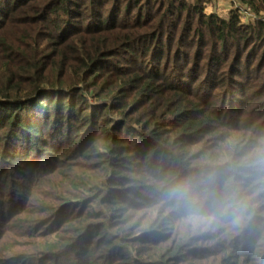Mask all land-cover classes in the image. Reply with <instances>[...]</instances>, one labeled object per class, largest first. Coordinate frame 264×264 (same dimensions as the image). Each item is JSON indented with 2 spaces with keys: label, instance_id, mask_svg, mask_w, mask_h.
<instances>
[{
  "label": "trees",
  "instance_id": "obj_1",
  "mask_svg": "<svg viewBox=\"0 0 264 264\" xmlns=\"http://www.w3.org/2000/svg\"><path fill=\"white\" fill-rule=\"evenodd\" d=\"M203 2L0 0V175L9 182L0 184V215L5 211L14 216L20 205L27 215L23 222L37 227L29 235L38 238L36 245L19 255L24 264H174L184 251L181 241L171 246L154 243L143 255L136 248L138 256L131 253L133 244L148 243L149 236L123 228L120 201L129 192L112 185L131 171L123 155L131 141L135 137V143L141 142L136 155L146 175L155 179L158 174L172 179L224 152L239 159L264 143V119L250 117L264 116V99L253 108L254 103L248 104L264 91V23L244 25L237 12L226 20L204 14ZM240 2L264 15V0ZM121 53L131 61H148L151 55L154 60L141 67L143 75L115 90L112 103L92 104L89 96L99 97L93 89L100 70ZM128 69L132 67L119 70ZM134 81L141 84L134 86L138 99L129 106L124 93ZM158 92L168 96L167 102L173 100L164 110L179 125L177 134V128H158L160 118L146 119L141 126L129 119L139 100L149 96L148 101H155ZM226 103L237 119L225 114ZM84 128L88 148L82 141L68 150L81 151L82 157L99 156L106 167L99 181L74 172L71 165L60 170L67 160L49 155L66 148V142L76 143ZM189 137H197V144H185ZM200 142L195 152H187ZM46 179L48 202L32 210L28 190ZM262 184H251L247 177L240 185L241 196ZM11 190L17 193L8 195ZM19 195L26 197L27 205ZM248 205L247 222L230 228V244L222 251L233 256L235 264H264V215ZM162 220L157 218L155 226ZM48 225L52 230H41ZM191 233L187 231L188 242ZM112 253L117 258L111 261ZM228 255L206 264H230Z\"/></svg>",
  "mask_w": 264,
  "mask_h": 264
},
{
  "label": "rangeland",
  "instance_id": "obj_2",
  "mask_svg": "<svg viewBox=\"0 0 264 264\" xmlns=\"http://www.w3.org/2000/svg\"><path fill=\"white\" fill-rule=\"evenodd\" d=\"M197 0H185L187 3H195ZM248 8L250 9L249 15H244V10ZM231 12H237V14L240 16V22L244 25H255L257 20H261L264 23V15L262 13L256 14L249 6L244 5L240 2V0H204L203 2V13L204 14H214L220 19H228ZM248 50H251L249 47ZM154 60V55H151L146 60H128L127 55L125 53L118 54L113 58L112 61H109L103 70L101 69L95 84V87L93 89V92L96 94H99V97H93L89 96L91 98L92 104H96L98 101H105L107 103H112L114 92L117 90L120 85L125 84L128 82V80L134 78L135 76L140 77L144 74V70L141 69L142 66L144 68L146 67V64L152 63ZM164 61L163 57L161 60V63ZM171 64V63H170ZM123 66H129L132 67V69L121 71L119 70ZM123 74V75H121ZM166 75L165 77H167ZM164 78V77H161ZM162 82H166V79H160ZM260 81V80H259ZM262 81V80H261ZM260 81V82H261ZM259 82V83H260ZM258 83V84H259ZM141 82L137 83L134 81L133 83H130L131 87L125 91V97L124 100L128 102V105L135 104L137 97V92L134 91L133 88L139 87ZM259 96L255 98L252 102H248V104H253L252 108L256 106L257 102L264 99V91H258ZM158 98L155 99V101H148V97H143V99L139 100L140 102L135 106L134 109L130 110L129 106L126 107V110H130V112H133L130 120L132 119V122L134 125L141 126V124L144 122V120H148L149 122L159 119L158 128H163L166 131H170L174 128H177L175 131L176 134L179 130V125H177V122L171 119L170 113H168L166 110H164V107L167 103L169 105L172 103V101L167 102L168 96H165V93L158 92ZM183 98V94H180ZM222 102L217 104L216 106H221ZM228 103L225 104L224 110L225 114H231L230 113V106H228ZM248 111H250L252 114L253 109L248 108ZM263 110L262 106L259 108V112ZM246 112H244L243 115H241V119L246 117ZM159 114H161V117H158ZM229 115L232 118L238 117V115ZM153 116V117H152ZM152 117V118H151ZM251 119L254 120L257 118V120L264 119V116H255L250 115ZM137 123H135L134 121ZM85 128L82 130V135L76 143L69 144L65 143L66 148L64 149H58L54 151H50V154H53L55 159L62 158L63 160H67V163L64 165V167H59L60 170H65L66 165H71L72 170L74 172H78L83 174L84 176H90L95 178V181L102 180V178L105 177L106 174V167L104 166V163L102 164L99 162L98 158L99 156L93 155V153H87L86 157H82L79 154L80 152H71L68 150V148H74L79 143L84 141L83 148L87 149L88 144L87 139L84 137L85 134ZM229 135H232L230 131H227ZM233 132V131H232ZM261 133L264 132V125L261 127L260 130ZM234 134V133H233ZM72 133L70 135V141L73 143L76 136H73ZM72 138V139H71ZM197 137H189L186 138L185 144L187 142H191V144H197L196 142ZM256 140V139H255ZM136 138L131 141V149L130 151L127 150L123 153L125 158L131 163V171H127L124 174L125 177H123V181L120 183H114L112 185L117 186H125L128 191L123 194V201H120L122 212L124 213V221H123V228L130 229L133 231V234L137 235H143L145 237L149 236V242L148 243H139V244H133V247L131 249V246L128 239H125L124 242L127 246V249H131V253L134 256H138V252L135 251V248L138 249L139 253L144 254V251L149 248L151 250V247L154 243L164 242L166 245H175L178 244L180 241L184 244V251L181 252V255L178 256V260L175 261L174 264H206L215 262L216 260L221 262V258L224 256H227L228 254L223 250L225 246H229L230 241H227L228 238L226 237V234L231 232L230 228H221L216 231H197L192 232L191 235L193 236L192 239L188 242L187 241V231H191L190 229H186L181 227L175 219L172 217H169L168 209L164 206H159L156 204L154 198L150 194V186L155 182V178L147 176L145 171H143L142 168V161L137 157V151L135 148L137 147L139 151L143 148L141 145V142L135 143ZM64 142V140H63ZM195 142V143H194ZM125 144V143H124ZM201 142L198 145H193V147H189V149H186L187 152L193 153L199 148ZM128 145V144H127ZM62 146V145H61ZM136 146V147H135ZM68 150V151H67ZM51 157V156H50ZM52 158V157H51ZM53 162H57V160H53ZM193 164H197L198 161L195 160L192 162ZM50 166H46V169ZM249 177L251 179V184L259 183V175L258 173L248 170ZM168 174V172H166ZM98 179V180H97ZM149 180V181H148ZM7 183L8 181H5L4 178L0 175V184L1 182ZM48 181V179L44 180L42 184H39L36 190H28L29 192V198L33 200L31 202V209L37 210L43 206V203H47L49 198V191L50 188L47 184H44ZM261 183V182H260ZM25 184V182H24ZM9 185V182H8ZM32 186V184L30 185ZM68 191H71L74 193L75 191L66 188ZM264 183L262 185H254L250 191H248V195H244L245 198H248L247 202L250 204V208L254 209L255 214H261L264 215ZM16 190H11L9 194H16ZM20 202H24L25 205H27L26 197L24 196L22 200V195H19ZM47 198V199H46ZM28 200V199H27ZM102 207V206H101ZM93 208V205H92ZM73 209V207H72ZM71 210V209H70ZM80 210V209H78ZM94 210L99 211V206H94ZM66 211L64 215H69ZM13 215L11 216V213L2 212V215H0V264H24L22 262L21 258L19 257L20 254L24 252H29L31 249L34 248V240H37V237H30V232L35 233V230L37 227H31L25 224L23 220L27 219V215L25 211L18 205L12 212ZM63 218V216H62ZM158 218V220H162V223L159 226H155V220ZM17 221V223H16ZM150 223H152L151 227ZM163 228L162 233L157 232V230H160ZM41 230H52L51 226H45ZM39 231V230H38ZM36 231V232H38ZM148 233V235H147ZM162 234V235H160ZM164 234V235H163ZM135 238V236L133 237ZM151 240H153L151 242ZM155 240V241H154ZM188 242V243H187ZM148 246V247H147ZM154 246V245H153ZM126 249V250H127ZM158 249V248H157ZM157 251V250H156ZM127 252V251H126ZM99 254V253H98ZM124 254L121 251V255ZM123 256V255H122ZM126 256V255H124ZM200 256H206L200 257ZM229 260L228 263L235 264L236 259L233 258V256L228 255ZM111 261L115 260L117 257L114 253L111 254ZM247 258V257H246ZM8 261H6V260ZM201 260V261H200Z\"/></svg>",
  "mask_w": 264,
  "mask_h": 264
},
{
  "label": "clouds",
  "instance_id": "obj_3",
  "mask_svg": "<svg viewBox=\"0 0 264 264\" xmlns=\"http://www.w3.org/2000/svg\"><path fill=\"white\" fill-rule=\"evenodd\" d=\"M248 170L260 174L259 182L264 183V143L239 159L221 153L172 179L158 174L150 194L192 232L239 228L248 219V198L240 194Z\"/></svg>",
  "mask_w": 264,
  "mask_h": 264
},
{
  "label": "built area",
  "instance_id": "obj_4",
  "mask_svg": "<svg viewBox=\"0 0 264 264\" xmlns=\"http://www.w3.org/2000/svg\"><path fill=\"white\" fill-rule=\"evenodd\" d=\"M216 1V0H215ZM250 14V9H248V8H246L245 10H244V15H249Z\"/></svg>",
  "mask_w": 264,
  "mask_h": 264
}]
</instances>
